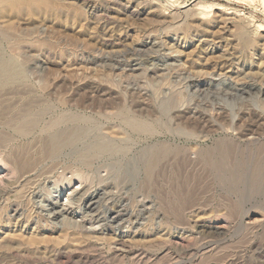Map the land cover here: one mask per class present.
I'll use <instances>...</instances> for the list:
<instances>
[{"label": "rangeland", "instance_id": "obj_1", "mask_svg": "<svg viewBox=\"0 0 264 264\" xmlns=\"http://www.w3.org/2000/svg\"><path fill=\"white\" fill-rule=\"evenodd\" d=\"M0 60V264H264L262 0H0Z\"/></svg>", "mask_w": 264, "mask_h": 264}, {"label": "bare ground", "instance_id": "obj_2", "mask_svg": "<svg viewBox=\"0 0 264 264\" xmlns=\"http://www.w3.org/2000/svg\"><path fill=\"white\" fill-rule=\"evenodd\" d=\"M10 1H12V0H1V2L2 3H7V2H10ZM262 2H263V4H264V0H262ZM9 59V58H8ZM0 61H2V60H0ZM18 67H13L12 65H11V63L9 62V61H2L1 63H0V86H4V85H6V84H10L11 82H13L14 80H16L17 78H19V76H20V74H21V70H20V68H18ZM194 82V81H193ZM197 88V87H196ZM175 97V96H174ZM175 99V98H174ZM105 107V106H104ZM32 109V108H31ZM67 109V108H66ZM224 110V109H223ZM182 113V112H181ZM171 114V113H170ZM28 115V114H27ZM27 115H25V116H27ZM35 115V114H34ZM29 117L28 118H30V115H28ZM68 116V115H67ZM128 116H130L131 117V115H128L127 114V116H125V117H128ZM223 116V115H222ZM73 117V116H72ZM71 116L70 117H66V115L65 116H61V117H59V119H57L56 120V122H54L55 120H53V122H54V124L52 125V127H53V129H55L56 128V126H60L61 124H65L66 123V121H68V119L69 118H72ZM74 117H76V116H74ZM81 116H79L78 118H80ZM124 117V119H127V118H125ZM25 118H27V117H25ZM25 118H23V119H21L22 120V122L21 123H23V121H25V120H27L28 121V118L27 119H25ZM82 118V117H81ZM84 118H86V117H83L82 118V120H84ZM90 118V117H89ZM25 119V120H24ZM31 119V118H30ZM30 119H29V123L31 122L30 121ZM74 118H72V120H73ZM87 119V121L86 120H84L83 122H89L90 120H91V118L90 119H88V118H86ZM8 120V119H7ZM32 120V122H34V120L33 119H31ZM80 119H78V121H79ZM129 120V119H128ZM127 120V121H128ZM74 121V120H73ZM75 121H76V119H75ZM126 121V120H125ZM126 121V122H127ZM183 121V120H182ZM19 122V121H18ZM19 122V125H21L22 127H24V129L23 130H27L28 128H26V127H28L27 125H28V122L26 123L25 122V126H24V124L22 125L21 123ZM31 122V123H32ZM133 127H136V126H138L137 125V120H134V117H133V119L131 118V120H129L128 121ZM127 122V123H128ZM108 123V122H107ZM52 124V123H51ZM79 124V123H78ZM87 125V124H86ZM208 125V124H207ZM21 126H17L18 127V129H19V132L21 133V135H26L25 134V132L26 131H22V127ZM55 127V128H54ZM77 127H78V125H77ZM66 128H69V127H66ZM74 128V127H73ZM216 128V127H215ZM214 128V129H215ZM52 129V128H51ZM50 129V130H51ZM57 129V128H56ZM55 129V130H56ZM59 129V128H58ZM56 130V131H58V133L57 132H55L54 134L52 133V139H51V141H49V142H51L50 144V151H52V152H54V151H56V152H54V153H57V150L63 145H65V144H67V145H69L70 143H69V141L71 142L74 138H76L78 135H79V129L77 130V128L75 127L74 129H72V131L71 130H66L65 128V131H64V129H61V130H63V131H61V130ZM49 130V131H50ZM74 130H76V131H74ZM60 131V132H59ZM78 131V132H77ZM256 131V130H255ZM18 132V133H19ZM23 132H24V134H23ZM51 132V131H50ZM53 132V131H52ZM60 133H62V134H60ZM115 134V133H114ZM51 135V134H50ZM135 136V135H134ZM51 137V136H50ZM50 137H49V140H50ZM80 137V136H79ZM1 139V138H0ZM77 139V138H76ZM75 139V140H76ZM75 140H73V141H75ZM72 141V142H73ZM71 142V143H72ZM69 143V144H68ZM47 145V144H46ZM22 146V145H21ZM62 146V147H63ZM48 147V148H49ZM65 147V146H64ZM96 147V146H95ZM95 147H91L92 149H88V151L87 152H90L91 150H94V152H96L95 150H97V148L99 149V147H97V148H95ZM93 148H95V149H93ZM103 147L101 146L100 147V149L101 150H103L102 149ZM61 149V148H60ZM32 150V149H31ZM48 150V151H49ZM62 150V149H61ZM90 150V151H89ZM47 151V152H48ZM49 151V152H50ZM60 151V150H59ZM58 151V152H59ZM86 152V151H85ZM98 152V151H97ZM26 153V152H25ZM38 153V152H37ZM20 154V153H19ZM49 154H51V153H49ZM85 154V153H84ZM87 154V153H86ZM90 154V153H89ZM92 155H93V151H92V153H91ZM52 155H53V153H52ZM88 155V154H87ZM87 155H86V157H87ZM89 156V155H88ZM150 163H152V162H150ZM149 163V164H150ZM148 164V165H149ZM20 166V165H19ZM21 166H22V164H21ZM18 167V166H17ZM8 174V173H7ZM99 198V197H98ZM97 199V198H96ZM90 202V201H89ZM51 207V206H50ZM77 210V209H76ZM79 211V210H78ZM89 211V210H88ZM90 216V215H89ZM68 217V216H67ZM97 217V216H96ZM81 218V217H80Z\"/></svg>", "mask_w": 264, "mask_h": 264}]
</instances>
